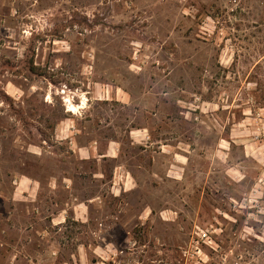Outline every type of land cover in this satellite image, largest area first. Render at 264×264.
Listing matches in <instances>:
<instances>
[{"label": "rangeland", "instance_id": "1", "mask_svg": "<svg viewBox=\"0 0 264 264\" xmlns=\"http://www.w3.org/2000/svg\"><path fill=\"white\" fill-rule=\"evenodd\" d=\"M67 99L81 141L121 139L134 191L115 199L94 160L38 145L51 129L35 119L66 115ZM132 126L170 151L132 145ZM24 174L45 181L41 198L34 183L22 196ZM97 194L92 230L72 213L51 224L59 201ZM124 249L129 264H264V0H0V264H105L92 260Z\"/></svg>", "mask_w": 264, "mask_h": 264}, {"label": "crops", "instance_id": "2", "mask_svg": "<svg viewBox=\"0 0 264 264\" xmlns=\"http://www.w3.org/2000/svg\"><path fill=\"white\" fill-rule=\"evenodd\" d=\"M109 100L110 98L107 97L102 101L106 102ZM67 101L68 107L64 108L67 117L65 116L62 119H59L55 124L52 133V142L40 139L41 143L38 145L41 148L50 149L49 153H52L55 156H65V150L66 148H68V150H66V153H69L71 156H75L82 161L94 160L96 168L91 171V178L95 179L101 184H108L112 189V192L109 191L108 193L111 194L115 199L119 200L124 194L134 191L138 187V182L132 167L127 164L126 160H123V156L126 154L123 153L121 139L114 137L107 138L106 142L102 143L103 145H101V141L93 138H88L81 141L80 137L81 133H83V130L81 131L79 128L73 125L71 126L70 122H67V119L69 118L68 114H70V112H74V110L69 109V105L73 103L70 101V99H67ZM64 105L66 106L65 102ZM76 109H78V106L76 107ZM128 139L130 140L131 144L135 145L136 147L140 148L142 145H144L141 149L144 152H153L157 155L160 154L166 156V151H170L168 150L169 148L166 149L165 147L169 146L168 143H165L158 138H151L150 130L147 127H130V129L128 130ZM62 145H65V149L62 147ZM155 146L157 147V150L153 149V147ZM174 151L173 153L176 155V152ZM150 155L153 159H156L155 154ZM131 157H133V155H131ZM108 159L115 162L113 165L112 175L110 176L109 180L106 178L107 174L105 170H103V168H101L100 166L102 161H106ZM172 165L175 166V162L172 161V163H170V167ZM179 166L184 167V164L181 163L179 164ZM168 170L171 171L170 168ZM20 179L22 180V182L27 181L25 187L28 188L23 189V197L32 196L31 189L29 188L31 183H34V185L37 186L36 197H42L41 189L43 187V183L45 182L44 180H42L41 178H34L27 174L21 175ZM65 179H67L68 181L71 180L69 178ZM47 181L49 182V187L53 188V190H57L59 189V187L70 189L69 185L62 183L63 180L59 181L58 177L55 175H50ZM102 197L103 196L97 194L92 195L89 198L78 199V197L74 195L73 198L68 197V200L71 199L70 203H72V206L70 205L69 201H59L60 204H62L61 210L64 212L63 219L59 220L58 222H54V218H51V224L55 227L57 226L59 228H63L68 219L70 220V217L68 215L69 213H72L71 219L73 221L88 223L92 219L91 210H100L102 208ZM97 200L100 201L99 204L98 202H95ZM80 211H84L86 213V215H84V219L77 218L76 212Z\"/></svg>", "mask_w": 264, "mask_h": 264}, {"label": "trees", "instance_id": "3", "mask_svg": "<svg viewBox=\"0 0 264 264\" xmlns=\"http://www.w3.org/2000/svg\"><path fill=\"white\" fill-rule=\"evenodd\" d=\"M29 71H30V74H33V73H35L34 71H36V67L34 66V61L33 60L31 61V65H30ZM43 76H45V75H43ZM65 116L66 115H64V114H61L60 115V114H57V113L53 114V116L52 117H49V118H48V116H45V115L44 116L38 115L39 118L36 117L37 119H35V120H37V122L39 124H42L44 122V121H42L43 120L42 117H43L45 119V121L50 124V127L49 128L51 129L50 132H44V131H42L41 128H37L38 131H39V133H40V135H41V140H46L48 142H52V133H53V129L55 127V124L57 123V121L59 119H62ZM51 118H53V119H51ZM26 124L29 125L28 122ZM37 127H39V125ZM69 221H71V220L68 219V222ZM72 223H74L76 225H81L84 228H90V229H91V227H90L91 224H92V228H94L96 226V222L94 220H92V219L88 223H83V222H78V221H73ZM248 239L251 240L252 238H248ZM83 245L86 246V247L89 246L86 243H84ZM131 251H132V249H130V250L124 249V250H121L120 251L121 254H117L116 256H111V258L108 259V260H103V259H100V258H98V259L94 258L92 260V262L93 263H97L98 261L102 260L105 264H114L115 261H118V262L121 261V263H123V264H129V261L132 260V257L129 256L131 254ZM123 253H126V254L125 255H122ZM128 253H130V254H128ZM249 253H251V251H249L247 253V255ZM247 255H246V257H247ZM247 258H249V257H247Z\"/></svg>", "mask_w": 264, "mask_h": 264}, {"label": "bare ground", "instance_id": "4", "mask_svg": "<svg viewBox=\"0 0 264 264\" xmlns=\"http://www.w3.org/2000/svg\"><path fill=\"white\" fill-rule=\"evenodd\" d=\"M70 110H76V106L74 104H70V107H69Z\"/></svg>", "mask_w": 264, "mask_h": 264}]
</instances>
